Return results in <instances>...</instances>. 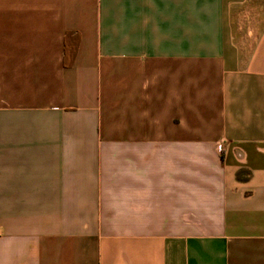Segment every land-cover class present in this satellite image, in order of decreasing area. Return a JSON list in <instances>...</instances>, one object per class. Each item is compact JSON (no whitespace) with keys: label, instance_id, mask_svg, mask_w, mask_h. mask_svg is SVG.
Listing matches in <instances>:
<instances>
[{"label":"crops","instance_id":"0c3cea01","mask_svg":"<svg viewBox=\"0 0 264 264\" xmlns=\"http://www.w3.org/2000/svg\"><path fill=\"white\" fill-rule=\"evenodd\" d=\"M0 264H264V0H0Z\"/></svg>","mask_w":264,"mask_h":264},{"label":"trees","instance_id":"16d2710c","mask_svg":"<svg viewBox=\"0 0 264 264\" xmlns=\"http://www.w3.org/2000/svg\"><path fill=\"white\" fill-rule=\"evenodd\" d=\"M244 173H245V174L247 173V171H245L244 169H241V170H239V171L237 172V174H236V180H237L238 182L247 181V180L249 179L248 176H245V177L243 176Z\"/></svg>","mask_w":264,"mask_h":264}]
</instances>
